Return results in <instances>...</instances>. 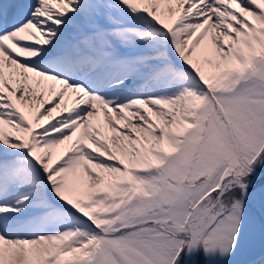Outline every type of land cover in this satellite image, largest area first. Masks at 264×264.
<instances>
[{
    "label": "snow or ice",
    "instance_id": "snow-or-ice-1",
    "mask_svg": "<svg viewBox=\"0 0 264 264\" xmlns=\"http://www.w3.org/2000/svg\"><path fill=\"white\" fill-rule=\"evenodd\" d=\"M0 264H264V0H0Z\"/></svg>",
    "mask_w": 264,
    "mask_h": 264
}]
</instances>
